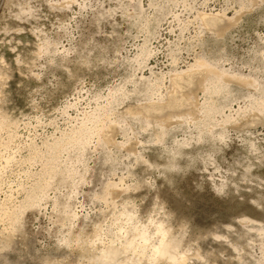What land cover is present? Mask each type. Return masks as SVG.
I'll return each mask as SVG.
<instances>
[{
	"label": "rangeland",
	"instance_id": "obj_1",
	"mask_svg": "<svg viewBox=\"0 0 264 264\" xmlns=\"http://www.w3.org/2000/svg\"><path fill=\"white\" fill-rule=\"evenodd\" d=\"M234 1L211 0L208 8L233 6ZM144 10L157 12L161 20L153 36L140 27L138 13ZM179 10L183 18L189 14L180 7L155 10L149 0H0V67L8 76L4 73L1 80L0 106L19 122L21 138L33 136L41 142L56 127L64 129L69 119L97 107V99L99 103L106 101L111 88L125 85L131 90L132 96L120 106L122 111L145 102L147 81L154 78L152 69L155 74L171 70V48L178 49V43L181 67L201 51L227 68L256 75L264 84V3L248 12L224 37L207 31L202 48L183 39L194 33L182 34L176 17ZM146 39L154 54L136 61ZM44 45L49 51L41 53ZM64 48L70 51L66 54ZM234 87L230 97H217L228 114L247 109L252 100L251 90L237 84ZM199 96L205 100L203 92ZM72 104L77 106L65 113ZM216 117L222 121L220 114ZM249 118L241 126H229L225 140L213 136L199 140L200 130L183 123L160 142L153 127L143 130L132 116L138 142L134 137L128 147L136 149L138 145V155L144 154L153 165L138 161L127 148L121 151L114 144L109 150L112 160L91 151L88 157L94 169L87 175L90 183H81V193L71 202L82 214L104 219L98 208L106 205L96 193L131 169L136 176L127 181L138 179L143 185L123 194L134 200L142 223L151 231L157 226L151 216L178 228L176 231L187 224L186 232L179 231V235L193 253L191 264H264V115L260 114L263 122H249ZM222 129L220 126L216 131ZM118 133L117 140L123 142L124 135ZM173 160L178 166H170ZM15 169L17 173L22 168ZM65 190L70 188L62 191L64 201ZM52 200L48 206L27 211L26 232H18L14 248L6 251L11 261L44 264L39 255L63 252L55 249L57 231L50 230L57 226L53 224L56 212Z\"/></svg>",
	"mask_w": 264,
	"mask_h": 264
},
{
	"label": "bare ground",
	"instance_id": "obj_2",
	"mask_svg": "<svg viewBox=\"0 0 264 264\" xmlns=\"http://www.w3.org/2000/svg\"><path fill=\"white\" fill-rule=\"evenodd\" d=\"M210 2L211 0H149L150 6L155 10H158V7H173V9L180 7L189 13L183 18L181 16L183 12L179 10L176 17L180 22L182 34L194 33L193 36H183V39L198 43L196 46L199 48L207 42V31H211L217 38L224 37L230 29L240 25L248 12L251 13L264 3V0H235L233 6H222L215 10H209L208 7L212 4H209ZM231 9L233 12L229 13ZM143 13H138L143 32L152 36L157 34L161 24L157 12L148 13L144 10ZM129 16L133 15L129 14ZM148 43L149 40L146 39L136 61L143 56H153L154 52L148 48ZM180 45L177 44L178 49L171 48L170 54L174 66L171 70L155 74L157 72L151 68L154 78H149L147 81L145 102L140 101L135 106H128L122 111L120 106L132 96L131 90H126L125 85L111 88L107 96H100L106 101L99 103L97 99V107L86 109L75 118H71V115L66 128L56 127L52 134L42 137L41 142L33 136L25 140L21 138L18 130L19 122L15 121L2 105L0 106V264H21L19 261H11L6 251L14 248L18 232H26L27 211L48 206L49 199H53L52 208L54 213L56 212V220L53 224L57 226L50 228L57 231L58 244L55 249H63V252L57 254L51 251L39 255L44 264H114L111 257L105 259L106 254L115 251L114 248H119L120 254L115 255V261L121 264L127 260L137 264H191L193 253L187 248L186 240L179 235V231H183L182 234L186 232L187 224L176 231L178 228L166 224L165 221L154 220L151 216L152 223L155 221L157 225L155 230L151 231L150 226L142 223L140 211L133 203L134 200L132 201L129 196L125 197L127 191L143 185L138 179L133 183L127 181L129 177L136 176L131 169L127 174L120 175L119 179H111L103 186L101 192L96 193L100 203L106 205L98 208L104 219L96 220L87 212L82 214L83 212L71 202V199L81 193L80 184L90 183L87 175L94 169L89 163L88 155L91 151L99 155V158L104 153L107 159L112 160L109 150L111 144H114L120 150L127 148L129 152L135 154L138 161L153 165L147 156L142 153L138 155V143L134 142L137 145L136 149L128 147L134 137L137 141V134L131 122L132 116L141 122L143 130L153 127L160 142L172 128L183 123L195 125L200 130L199 140H204L207 136L225 140L229 126H238L249 117V122H263L260 119V114L264 115V84L261 78L238 72L234 68H227L218 63L219 61L214 57L210 58L201 51L197 52L194 60L187 62L185 68L181 67L182 59L177 53L181 50ZM47 51L49 48L44 45L40 52ZM69 51L70 49L64 48V53L67 54ZM3 71L0 67V94H3L1 80L5 78L4 73H6ZM234 84L251 90L252 100L247 105V109L228 114L226 105L217 97L220 94H227L228 97L233 95L236 91ZM254 91H260L262 95L258 96ZM200 92L205 94L204 101L199 96ZM72 106L77 105H70L64 109V112L67 113ZM218 114L222 116V121L216 117ZM220 126L223 129L217 132L216 129ZM117 132L124 135L123 142L117 140ZM170 166H178L177 161H171ZM15 167L22 169L16 173ZM114 172L117 174L116 167ZM12 174L15 175L13 179ZM66 188H70V191L65 190L63 197L67 198L64 201L61 195ZM53 191L54 196L51 195ZM120 196L119 199L124 198L122 201L118 199ZM125 210L133 214L130 223L127 215H121ZM158 225H163L166 236L158 232ZM102 228L106 231L104 234L107 239L99 238L102 235ZM120 228H125L127 231L123 243L134 240L147 228L151 238L150 245L159 246L163 240L167 255L157 257L153 262L149 258L151 247L143 257L133 255L131 251L125 254L123 247L112 246L110 243L120 234ZM197 254L200 256L199 253Z\"/></svg>",
	"mask_w": 264,
	"mask_h": 264
},
{
	"label": "clouds",
	"instance_id": "obj_3",
	"mask_svg": "<svg viewBox=\"0 0 264 264\" xmlns=\"http://www.w3.org/2000/svg\"><path fill=\"white\" fill-rule=\"evenodd\" d=\"M121 215L122 216L127 215L128 216V222L129 223L131 222V219L133 216L132 213H128L125 210V212L121 213ZM118 222L119 221H117V223ZM153 223H155V221H153ZM105 232H106L105 229L102 228L101 229L102 235H101V237H99L100 239H107V236L104 234ZM158 232L161 235L166 236V233L163 230V225H158ZM119 233L120 234L117 235L115 239L111 240L110 243L112 246L120 245L121 247H123L125 250V254H127L128 251H131L133 255H139V256L143 257L148 253L149 248L151 247V253H150L149 258L153 262L156 261L157 257L167 255V250H166V247L164 246L163 240H161L159 246H151L150 245L149 241L151 238L148 235L147 228H145L138 237H136L134 240L127 242V243H123L124 238L127 236L126 229L120 228ZM114 249H115L114 252L106 254L105 259H108L109 257H111V260L114 261V264H121V262L115 261V255L120 254L119 248H114ZM123 264H137V262H134L132 260H127V261H124Z\"/></svg>",
	"mask_w": 264,
	"mask_h": 264
},
{
	"label": "snow or ice",
	"instance_id": "obj_4",
	"mask_svg": "<svg viewBox=\"0 0 264 264\" xmlns=\"http://www.w3.org/2000/svg\"><path fill=\"white\" fill-rule=\"evenodd\" d=\"M219 191H222V189H218ZM262 210H264V205H261Z\"/></svg>",
	"mask_w": 264,
	"mask_h": 264
}]
</instances>
